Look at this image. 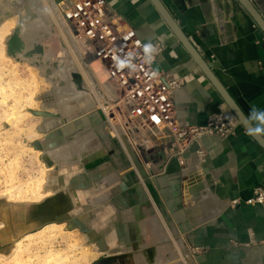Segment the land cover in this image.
<instances>
[{
  "label": "crops",
  "instance_id": "crops-1",
  "mask_svg": "<svg viewBox=\"0 0 264 264\" xmlns=\"http://www.w3.org/2000/svg\"><path fill=\"white\" fill-rule=\"evenodd\" d=\"M20 1L21 15L26 11V16L34 24L26 27L28 35L35 36L37 27L41 32L46 31L51 21L49 7L55 8L52 4L58 0ZM104 1L124 26L135 29L144 43L161 42L163 50L154 68L163 72L167 81L182 82L174 93L175 117L180 125L201 126L210 113L222 112L235 126V134L227 139L203 137L198 145L187 147L185 144L172 143L164 132H154L138 125V141L142 145L133 144L134 153H131V157L130 152H127L130 151L126 140L128 138L121 134L125 139L122 141L126 142V149L122 147L121 154L126 157V164L118 161L110 166L122 179L123 187L127 190L135 189L138 196L135 200L131 197L130 200L123 198L104 201V206L108 207L107 218L113 216V207L121 206V222L127 228L136 224L141 231L140 237L144 238L146 234L148 241H156L151 244L156 247L155 259L159 264H164L163 260L168 253L175 252L180 256L177 249L179 246L186 247L184 256L181 255V264H264V204L244 203L252 196L253 188H264V150L230 111L150 0ZM158 1L242 114L247 118L253 106L264 110V33L241 4L237 0ZM249 1L264 20V0ZM38 9L42 19L38 17ZM55 38L57 36L45 42L52 50L53 59L60 52L59 47L53 43ZM73 44L77 54H73L76 57L74 59L77 65H84V73L91 82L90 91L94 94L96 90L97 94L94 95L101 98L96 80L104 99L110 105L108 112L100 106L106 126L101 127L106 132L109 129L107 126H113L109 112L116 105L112 104V93L106 91L109 86L105 73L98 61L89 54L88 62L93 70L94 80L75 41ZM104 104L106 105L105 102ZM89 121V130L97 131V124L92 117ZM76 134L74 132L71 142L65 144L69 146V152H72L71 156L74 158L71 161L65 159L66 162L59 165L62 172L77 161L79 151L88 143L84 141L82 145V136ZM47 136V142L57 143L58 135ZM106 136L111 140L107 132ZM260 136L264 140V135ZM83 137L86 139V135ZM91 139L92 137L90 141ZM198 148L204 151L201 157L197 154ZM92 149L94 154L84 158L83 163L89 160L91 164V159L96 157V147ZM106 150L110 157L113 156L112 150L105 144ZM68 155L70 156L69 153ZM51 169L47 168V171ZM185 170H188L187 173H190L194 182L200 180L208 190L211 187L208 197L192 196L190 185L182 180ZM105 171L111 173L112 170L105 167ZM89 172H94L91 166ZM107 181L111 182L112 176L107 175L102 180ZM48 193L49 191H45L43 197L47 198ZM232 201L238 203L233 205ZM92 222L94 223L90 218L87 223L93 225ZM167 229L174 237V252L163 245V232ZM188 247L201 248V253L195 259L191 258Z\"/></svg>",
  "mask_w": 264,
  "mask_h": 264
},
{
  "label": "rangeland",
  "instance_id": "rangeland-1",
  "mask_svg": "<svg viewBox=\"0 0 264 264\" xmlns=\"http://www.w3.org/2000/svg\"><path fill=\"white\" fill-rule=\"evenodd\" d=\"M7 3L9 5L6 7H2V5L0 7V16H4L5 14L3 19L0 17V26L9 20L14 21L8 22L10 26L9 30H11L8 31V34L2 40L0 48V264H92L102 257L95 252L94 242L88 243L86 233L79 230L80 228L77 227L79 222L76 220L62 223L59 230H55L54 233L43 239L25 237V235L36 232L42 227L35 230L37 227L30 228L32 227L30 224L24 222L22 224V222L19 221L20 216L24 214L23 205L38 204L42 202L46 196L40 198H26V196L24 197L17 192L25 191L27 183L36 185L40 181V192L45 193L44 187L48 182L49 174L54 170L52 168L50 171H47L45 164L40 160V152H36L37 150L31 146V143L36 141L46 143V145L50 147L48 152L56 162H66L64 161L65 159L69 161L73 158L71 156L72 152H69L70 156H67L65 159L59 158L58 155L62 148L66 146L65 144L71 142V140L65 142L64 137L71 133L74 134V132L77 133L76 136H82V145L84 141H88V143L85 145L84 149L79 151L77 161L69 168L67 167L71 174L74 175L70 183H72V187L75 185L79 188L78 190H81L80 193L75 192V196H80L82 200H90L92 205L93 203H101L99 204L100 206L98 205L96 208L98 212L95 214L93 212L94 207H91L92 209L88 211L89 213L91 212L92 218H95L96 222L93 220L95 222L94 226L109 233L115 230L114 232H116L118 236V244H135L132 247H134L136 251L140 250L143 245L155 247L151 243H155L156 241H148L147 237H145L146 234L144 235L145 239L140 237L139 234H141V231L136 224L134 227L128 224L129 228H127L126 224L121 222V215L119 213L121 206L113 207V216L110 218H107L108 207L104 206V201L106 200H122L123 198H129L130 200L131 197H133L132 200H135L134 198L137 199L138 195L135 189L127 190L124 188L122 179L118 177V173L115 172L110 165H113V162L118 163V161H121L124 165L126 164V160L124 161L126 157L121 155L123 148L126 149V146H124V144H126V142H124V137L128 138L126 140L129 144L128 148L130 151H126L128 153L130 152V157L131 153L132 155L134 153L132 150L133 144L137 146L140 144L142 145L140 141L134 139V135L132 136L131 132L132 129L139 131L138 124L129 122L126 117L125 108L120 102L114 101L112 104L116 106L109 112L113 120V126H107V129H109L106 131L111 136V140L107 138L104 130L105 128L101 127V125H104V127L106 126L105 117L101 113L100 103L104 101L106 105H108L107 107L103 104L104 102L102 103V105H104L103 108L106 109L107 107V112L109 111L110 105L106 100L102 99V97L98 99L90 91L91 82L83 69L80 70V72L90 88L89 90L85 88L87 93H77L74 90L69 72L73 69H76L78 72L76 67L77 64L74 59L76 57L73 53L68 51V44L61 38L62 34H60V31L55 27L53 21H50V25L44 32H41V29L37 30L38 27H35V36H31L29 39L25 40L22 37V33L24 31V26L26 28L33 24V20L30 19L22 26L20 35L25 43L26 49L31 47L32 41H30V39L36 41L41 40L40 42H43L45 46V48L43 47L44 52L41 57L42 62H44L43 66L47 68L46 63L48 62L52 64L57 61L61 62L62 66H58L57 70L56 68L50 67L51 73L45 75V69L36 68L31 61L20 59V62H16L14 59H11V57L5 56V41L16 25V15L10 13V8L18 5V11L22 12V2L20 0H14V2L13 0H8ZM37 13L38 17L42 19L40 9L37 10ZM7 14L11 15L8 16ZM23 16H26V11ZM10 23H14L15 25L13 24L12 26ZM45 34L46 37H44ZM55 36H57V38H55L53 43L59 47L60 52L59 54L57 53V57L55 56V59H53L52 50L45 45V42H48L50 38ZM59 37L60 39H58ZM76 38L79 40L78 37ZM72 41L71 43L73 44L75 39L73 42ZM75 44L83 62L87 65L91 77L95 80L93 70L88 62V56L90 54L88 47L85 43L75 42ZM61 53H63V55ZM30 59L38 62L37 56L31 57ZM45 76H48V79H46ZM53 78L58 79L53 82L51 81ZM96 84H98V82ZM108 86L110 88H106V91H110L113 94L115 92L114 89H112L109 84ZM49 93L52 94V98L43 99V96ZM115 97L112 95V99ZM28 110H46L51 114H61L62 118L66 119L65 128L59 127L49 133L59 136V138H55L57 140L56 144L55 141L47 142L48 134L46 135L42 132L44 122L47 121L41 117L30 114ZM90 117H92L93 121L97 124V131L89 130L88 123L90 122ZM47 120L58 121L57 118H49ZM121 134H123L124 137H122ZM83 135H86V139ZM90 137H92L91 141ZM105 144L112 150L113 156L110 157L108 155L109 152L107 150V152L105 151ZM92 147H96V157L91 159V164H89V160L83 163V159L88 158V156L93 153V151H91ZM111 158L112 161L110 160ZM90 166L94 172H89ZM105 167L112 170L111 173L105 171ZM69 175L70 174L66 171L65 176L70 177ZM107 175L112 176V181L109 183L108 181L107 183L102 182ZM99 181L101 183H99ZM60 189H62V186ZM62 190H64V192L70 191L68 187H64ZM52 194L53 193L49 191L47 197L52 196ZM99 209L102 210L100 215ZM23 227L25 228L23 229ZM169 231L170 230L167 229V231L164 230L163 232V245L166 249L174 252L176 251L174 237ZM154 232L157 234L156 230H154ZM18 241H20L19 245L16 244ZM83 247L92 250L94 253L93 257L74 261L78 251H80V248L81 250L84 249ZM185 248L184 246H179L177 248L178 253L184 256ZM188 250L189 249H187V251ZM174 254L168 253L167 256L165 255L166 258H164L163 263L181 264L183 256H178L175 252ZM67 255H69V258ZM64 256H67L65 261ZM51 258H54L53 260H56V262ZM58 258L61 261H57L59 260ZM133 260L135 264H146L145 259L141 255ZM13 261L16 262L14 263ZM156 264L159 263L156 261Z\"/></svg>",
  "mask_w": 264,
  "mask_h": 264
},
{
  "label": "built area",
  "instance_id": "built-area-1",
  "mask_svg": "<svg viewBox=\"0 0 264 264\" xmlns=\"http://www.w3.org/2000/svg\"><path fill=\"white\" fill-rule=\"evenodd\" d=\"M60 18L88 46V51L97 60L105 73L108 84L114 89L115 98L126 111L128 121L143 125L154 132H164L172 143L185 144L187 147L198 145L203 137L227 139L235 134V126L222 112L210 113L201 126H182L175 117L174 93L182 84L180 80L167 81L163 72L155 78L150 72L162 53L160 41L153 42L158 55L152 65L144 62L143 44L134 28L124 26L104 0H58L54 3ZM134 53L137 70L120 71L115 67L114 55ZM134 139H139L137 131L131 130ZM197 154L204 155L202 148ZM232 201V204H237ZM245 204H264V188L257 186ZM188 254L196 258L201 248L188 247Z\"/></svg>",
  "mask_w": 264,
  "mask_h": 264
},
{
  "label": "water",
  "instance_id": "water-1",
  "mask_svg": "<svg viewBox=\"0 0 264 264\" xmlns=\"http://www.w3.org/2000/svg\"><path fill=\"white\" fill-rule=\"evenodd\" d=\"M150 1L152 2V4L154 5L156 10L162 17V19L166 22L170 30L173 32V34L177 37V39L182 43V45L190 54V56L194 59L195 63L198 65L200 70L204 73L207 79L218 91V93L220 94V96L222 97V99L230 109V111L234 114V116L237 118V120L240 122L243 128L247 131V129L250 128L252 125L248 123L247 118L242 114V112L236 106L234 101L228 96L226 91L222 88L220 83L212 74L210 68L206 65V63L197 54L195 49L191 46V44L187 40V37L182 33V31L179 29L177 24L174 22V20L171 18V16L168 14V12L165 10V8L158 0H150ZM237 1L248 12V14L257 24V26L264 33V20L255 10V8L252 6L250 1L249 0H237ZM7 4L8 3L6 2V5ZM0 7H1V3H0ZM11 10L15 11L17 20H16L15 28L12 30L11 35L9 36V38H7L5 42L6 56L11 57L12 59L18 62H20V60H18L17 57L27 59L37 56L38 62H34V63L36 64V68L41 69V65H42L41 57L44 51L43 46L36 40H32L31 48L26 49L25 43L20 36V29L23 24V17L18 11V5L11 7ZM12 12L13 11H11V13ZM7 15L9 16L11 14H7ZM4 16H0V17H2L3 19ZM44 37H46V34ZM46 64H47V68L44 70L45 75H49L48 73H51L50 67L54 68L53 64L56 65L58 64L57 67L62 66L61 62L58 61L53 64L51 62H48ZM47 77L48 76H45L46 79H48ZM71 77L74 86L76 87L77 90H85L84 80L75 69L71 70ZM56 79L58 78H53L51 81L54 82ZM51 98H52V94L50 93L43 96V99H51ZM29 113L34 116L41 117L43 119L60 118L59 114H51L46 110H38V111L29 110ZM65 123L66 121L63 120L59 126H62ZM43 133L46 135L48 134V132L46 133L43 132ZM73 137L74 134H69L64 137V141L69 142L70 140L73 139ZM251 137L264 150L263 138L260 135L251 136ZM31 146L35 150H39L42 153L40 154V160L45 164L46 168L54 169L53 172L49 174L50 176L48 178V182L44 187L45 191H51L53 194L52 196L45 198L44 200H42V202L38 204L23 205L22 207L24 208V214H22L19 219V221L22 222V224L23 222L30 224L32 226L30 228L37 227V229L35 230H38L45 224H49V223L62 224L65 222H71L76 220L77 222H79V224H77V227L80 228L79 230L81 232L86 233L88 243L94 242L93 244L96 252L102 256L98 260L94 261L92 264H135L133 259H137V257L140 255L145 259L146 264H156L155 247H146V248L141 247L140 250L136 251L134 247H132L135 244L132 245L125 243L118 244L117 242L118 236L116 232H114L115 230H112L109 233L107 231L99 229L98 227H95L94 226L96 222L95 218L94 217L92 218L91 212L89 213L88 211L92 209L91 207H94L93 212L95 214L96 212H98L96 211V208L101 203L100 202L93 203L92 205V202L90 200L87 201L82 200L80 196L75 197L76 195L75 192L80 193L81 190H78L79 188H77L75 185L72 187V183H70L74 175L71 174L70 170L67 169L66 171L70 174L69 175L70 177L65 176L66 171L62 172L61 170L62 168L58 166L57 163L53 159H51V157L47 153L46 150L47 147L49 146H47L46 143L36 141L31 143ZM182 180H184V176L182 177ZM197 182L200 183V186H198L197 188V193H198L197 196L201 198L208 197L212 190L211 187L209 190L205 189L202 182H200V180H198ZM99 183L101 182L99 181ZM61 186L62 189H64V187H68L70 191L64 192V190L60 189ZM100 212H102V210L99 211V215L101 214ZM90 218H92L95 221L94 223L92 222L93 225H89L87 223L88 220H90ZM24 228L25 227H23V229Z\"/></svg>",
  "mask_w": 264,
  "mask_h": 264
},
{
  "label": "bare ground",
  "instance_id": "bare-ground-1",
  "mask_svg": "<svg viewBox=\"0 0 264 264\" xmlns=\"http://www.w3.org/2000/svg\"><path fill=\"white\" fill-rule=\"evenodd\" d=\"M8 0H0V3H1V5H2V7L3 6H7L6 5V2H7ZM13 2H14V0H13ZM52 5H54V4H52ZM9 7V6H8ZM54 7H55V5H54ZM50 8V11H49V13H50V20L51 21H53V23H54V25H55V27L58 29V31H60V34H62L61 35V38L65 41V42H67L66 44H68V47L67 48H69V50L68 51H70V52H72L73 54H75L76 56H77V54H76V48H75V45L74 44H72L71 43V41L73 40L74 41V39H75V42H80V43H85V41H83L82 39L80 40H78L77 38H76V36H75V33L71 30V28H69L68 27V25L60 18V16L58 15V13H57V11L55 10V8H53V7H49ZM11 9V8H10ZM20 12V11H19ZM10 13H11V10H10ZM11 14H14V15H16L15 14V11H13ZM20 14H21V12H20ZM22 17H23V24H22V26L24 25V23L25 22H28L29 21V19H28V16H23V15H21ZM12 20V19H11ZM16 20H17V16H16ZM7 21V20H6ZM10 21V20H9ZM9 21H7V22H5V23H3L1 26H0V48H1V43H2V40L5 38V36L8 34V31H10L9 30V28H10V26H9ZM14 21V20H13ZM13 21H10V22H13ZM38 21H40V19H38ZM12 26H13V24L14 23H10ZM15 25V24H14ZM42 26V25H41ZM22 28V27H21ZM30 28H32V27H30ZM22 29H20V31H21ZM25 31V32H24ZM24 31H23V33H22V37L25 39V40H27V39H29L28 38V36H31V35H28V29L27 28H25V26H24ZM21 33V32H20ZM11 35V34H10ZM21 36V35H20ZM9 38V37H8ZM29 41V40H28ZM30 41H32L31 39H30ZM41 40H38L37 42H39L44 48H45V46H44V44H43V42H40ZM70 41V42H69ZM72 41V42H73ZM6 42V41H5ZM86 44V43H85ZM87 45V44H86ZM88 47V46H87ZM31 48V47H30ZM30 48H28V49H30ZM44 48H43V50H44ZM44 52V51H43ZM59 54V53H58ZM62 55H63V53H61ZM71 54V53H70ZM5 56H6V54H5ZM56 56V55H55ZM59 56V55H58ZM57 57V56H56ZM60 57V56H59ZM18 58V60H27V61H31L33 64H34V66L36 67V64L34 63V62H36V61H34V60H32V59H30V58H21V57H17ZM12 59V58H11ZM51 61V60H50ZM17 62V61H16ZM78 62H80L81 63V61L80 60H78ZM55 63V62H54ZM99 63V62H98ZM42 65H41V69L43 68V69H46L43 65H44V62H42L41 63ZM58 65V64H57ZM57 65L56 64H53V66H54V69L56 68V70H57ZM99 65H100V68L102 69V71L104 72V70H103V68H102V66H101V64L99 63ZM76 66V65H75ZM77 67V70H78V73L80 74V76L83 78V80H84V84H85V88L86 89H88L89 90V87H88V85H87V83H86V81H85V79H84V76L82 75V73L80 72V70H84V65H77L76 66ZM76 70V69H75ZM49 74V73H48ZM69 75H70V79H71V82L73 83V81H72V77H71V71L69 72ZM64 76V75H63ZM106 77V76H105ZM96 81V80H95ZM96 83H97V81H96ZM73 85H74V83H73ZM98 85V84H97ZM99 87V86H98ZM99 89H100V87H99ZM71 90H72V88H71ZM74 90L78 93V92H83V93H87V91H85V90H77L76 89V87L74 86ZM73 91V90H72ZM93 93V92H92ZM100 93H101V97H102V99H104V95H103V93H102V91H101V89H100ZM94 94H97V92H96V90L94 91ZM80 95V94H79ZM76 96V95H75ZM105 100V99H104ZM35 101V100H34ZM103 101V100H102ZM93 103V102H92ZM103 103V102H102ZM102 103H100V106H104V105H102ZM104 104V103H103ZM106 109H107V107H106ZM105 108H103V110L104 111H106L107 112V110H106ZM33 111V110H32ZM28 112H29V110H28ZM50 113V112H49ZM11 114V113H10ZM105 115H107V114H105ZM47 119H49V118H45L44 120L45 121H47V122H44V127H42V132H48V134L50 133V132H52L51 130H53L54 128H59V127H61V128H65V124H63L62 126H59L61 123H62V121L63 120H65L66 121V119L65 118H62V115L60 114V118L58 119L57 118V122L56 121H52V120H47ZM27 134V133H26ZM72 134V133H71ZM38 136V135H37ZM67 136V135H66ZM48 146V145H47ZM50 147H47V153L49 154V156L51 157V159H53L54 160V158L50 155V153L48 152V149H49ZM71 150V149H70ZM39 150H37L36 152H38ZM50 151V150H49ZM40 152V151H39ZM68 153H69V146H65V147H63L62 148V150H61V152L59 153V158L61 157V158H63V159H65L67 156H69L68 155ZM40 154H42L41 152H40ZM74 158V157H73ZM55 161V160H54ZM56 162V161H55ZM57 163V165L59 166L60 164H62V163H58V162H56ZM188 172V170H185L184 171V180L183 181H185V184H188V185H190L189 187H191L189 190H190V192H191V194H192V196H197L198 195V193H197V188H198V186H200V183H198V182H194L193 181V179L190 177L191 175H190V173L188 174L187 173ZM42 181V180H41ZM37 182V181H36ZM42 183V182H41ZM35 184H32V183H27V185L25 186V191H23V192H17L18 194H22V196H26V198H40V197H42V196H44L45 195V193H41L40 192V189H41V185H40V181L34 186ZM43 186V185H42ZM20 190V189H19ZM18 190V191H19ZM15 196H17V195H15ZM19 196V195H18ZM21 196V195H20ZM25 198V199H26ZM23 199V198H22ZM61 228V225H55V224H49V225H46V226H44V227H42L41 229H39L38 231H36V232H33V233H29V234H27V235H25V237H35L36 239H43L44 237H46V236H49L50 234H52V233H54L55 232V230L57 231V230H59ZM76 234V233H75ZM75 236V235H74ZM48 238V237H47ZM50 238H51V236H50ZM75 242H77V241H75ZM17 245H19L20 244V241H18L17 243H16ZM77 244V243H76ZM75 246V245H74ZM84 248V247H83ZM21 252V251H20ZM93 251L92 250H89V249H87V248H84V249H82L81 250V248H80V251H78V253H77V255L75 256V259H74V261H77L78 259H83V260H85V259H88V258H90V257H93ZM55 255V254H54ZM53 255V256H54ZM49 256H50V254H49ZM48 256V257H49ZM68 256V258H69V255H67ZM67 256H64V261H65V258H67ZM56 257H57V254H56ZM58 257H59V254H58ZM49 259H50V257H49ZM52 260L54 259V258H51ZM57 259V258H56ZM59 259V258H58ZM53 261H55L56 262V260H53ZM57 261H61L60 259L59 260H57ZM14 262V261H13ZM16 262V261H15ZM14 262V263H15ZM62 262H63V260H62ZM61 263V262H60ZM59 264V263H58Z\"/></svg>",
  "mask_w": 264,
  "mask_h": 264
},
{
  "label": "clouds",
  "instance_id": "clouds-1",
  "mask_svg": "<svg viewBox=\"0 0 264 264\" xmlns=\"http://www.w3.org/2000/svg\"><path fill=\"white\" fill-rule=\"evenodd\" d=\"M143 58L144 62L148 65H152L158 55V48L153 42H147L143 44ZM113 60L117 70L123 71L127 69L130 72H135L137 66L135 64V54L123 53L114 55ZM150 77L155 78L159 75V70L155 69L150 72ZM248 123L252 125L247 129V133L251 136L264 135V110L257 109L255 106L252 107L249 116L247 117Z\"/></svg>",
  "mask_w": 264,
  "mask_h": 264
}]
</instances>
